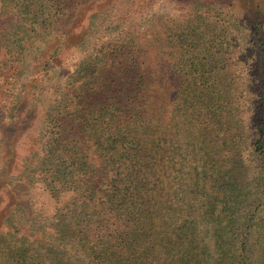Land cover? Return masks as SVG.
I'll return each instance as SVG.
<instances>
[{
	"label": "trees",
	"instance_id": "1",
	"mask_svg": "<svg viewBox=\"0 0 264 264\" xmlns=\"http://www.w3.org/2000/svg\"><path fill=\"white\" fill-rule=\"evenodd\" d=\"M223 1L199 0L207 8L186 10L178 29L156 26L162 39L152 29L151 41L117 45L111 66L83 60L71 131L53 138L34 172L73 192L57 207L59 231L42 226L40 261L0 252V264H264V0ZM234 21L249 32L246 74L231 54ZM2 195L0 232L13 201Z\"/></svg>",
	"mask_w": 264,
	"mask_h": 264
},
{
	"label": "rangeland",
	"instance_id": "2",
	"mask_svg": "<svg viewBox=\"0 0 264 264\" xmlns=\"http://www.w3.org/2000/svg\"><path fill=\"white\" fill-rule=\"evenodd\" d=\"M35 1L32 5L31 0H0V199L2 194L13 197L6 205L0 252H7L9 261L42 259L48 247L42 226L48 224L46 230L55 237L57 207L73 195L71 190L50 189L43 176L34 172L53 138L64 128L71 131L76 100L70 93L78 85L83 60L91 70L94 57L99 68L111 66L110 53L117 45L151 41L154 35L162 39L167 34L156 32V26L178 29L186 10L207 8L199 0ZM25 5L29 8L19 10ZM229 16L224 19L229 21ZM234 23L230 22V35L240 44L231 54L239 57L237 68H244L246 74L252 66L243 61L249 53L242 43L249 40V32L240 26L239 33ZM143 33L146 36L140 38ZM86 81L91 92L93 78ZM246 97L244 113L251 123L258 111L252 94ZM15 244L29 250L25 257L9 251Z\"/></svg>",
	"mask_w": 264,
	"mask_h": 264
}]
</instances>
